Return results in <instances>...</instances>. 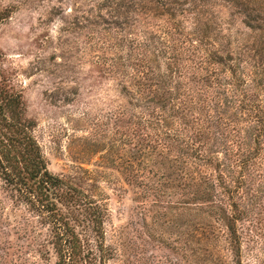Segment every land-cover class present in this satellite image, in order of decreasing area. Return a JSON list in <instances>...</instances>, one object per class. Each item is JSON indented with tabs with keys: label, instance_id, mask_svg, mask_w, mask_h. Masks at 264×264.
<instances>
[{
	"label": "rangeland",
	"instance_id": "374dc122",
	"mask_svg": "<svg viewBox=\"0 0 264 264\" xmlns=\"http://www.w3.org/2000/svg\"><path fill=\"white\" fill-rule=\"evenodd\" d=\"M0 13V91L20 97L47 172L81 199L59 209L83 222L71 223L86 264H236L210 205H194L188 172L181 187L147 139L140 146L152 132L135 97L138 84L186 83L228 119L230 142L249 135L259 126L245 122L250 108L264 122V0H0ZM187 40L197 51L166 70ZM256 133L251 171L228 159L230 142L207 148L213 167H196L202 192L224 175L236 189L217 187L215 200L238 207L240 264H264V128ZM52 224L0 180V264H56Z\"/></svg>",
	"mask_w": 264,
	"mask_h": 264
},
{
	"label": "trees",
	"instance_id": "16d2710c",
	"mask_svg": "<svg viewBox=\"0 0 264 264\" xmlns=\"http://www.w3.org/2000/svg\"><path fill=\"white\" fill-rule=\"evenodd\" d=\"M3 18V14L0 13V21ZM247 27L251 28L250 25ZM188 42L189 40H187ZM188 45L180 43L179 46L183 53L174 54L172 56L174 62L167 64L166 70L172 71L173 67L176 69L178 61L185 58L186 54L184 53L197 51L193 47L194 43L192 45L189 42ZM165 59L169 58L165 56ZM217 60H219L217 63L221 64L222 57L217 55ZM139 67L146 68V66ZM149 68L151 67L147 66V70ZM156 68L158 69V66ZM199 68L202 70L200 66ZM137 72L143 75L139 70ZM205 78L206 76L201 75L197 80L204 81ZM148 81L151 82L152 78H149ZM216 81L218 85H222L219 79ZM206 83L209 82L206 81ZM138 86L136 92L138 95L135 99L139 101L137 108L143 109L140 120L145 131L152 132V134L145 135L140 146L147 139L152 152L161 156L162 166L173 169V174L181 187H183L181 183L188 172L194 190V205L200 207L196 203L199 200L206 206L210 205L211 217H214L215 223L221 224L227 231L230 251L235 263L240 264V253L237 248L239 236L236 227L240 220L238 207L233 203L227 208L225 205L217 204L215 200L217 187L224 189L222 194L228 196L230 191L234 193L236 189L229 188L225 180L227 176L224 175L219 177L217 185H214L211 178L204 181L208 187L205 186L202 192L200 187H202L203 174L196 168L200 163L203 165L207 163L213 167L212 157L205 156L209 146L218 145L221 147V145L226 146V142H230L227 134L220 133L221 128L226 129L228 119L216 114L215 108L213 111V108L206 104L207 99L203 97L202 92L199 89L191 88L186 83L183 86L177 85L172 88L158 84H138ZM208 87L213 88L209 85ZM240 109L244 108L241 106ZM250 109L248 111L251 114V120L245 122L252 121L264 128L263 120L257 119L255 113H252L253 111ZM21 110L23 109L19 96L0 91V180L4 183L6 191L12 193L13 198L16 197L29 205L42 217L47 215L52 219V243L57 256L56 264H66V260L70 264H86L84 246L75 232V225L71 223L73 218L80 220L63 214L59 209V205L69 207V205L79 203L81 199L76 195L75 188L66 186L67 184L63 180L55 178L47 172L40 150L30 134L33 128L32 122L23 117ZM259 126L254 127L250 124V127L244 130V132L249 130V135L244 138L236 136V140L233 139L230 142L236 146L237 152H233L229 147L225 149L229 160L232 159V156L236 157L235 165L240 172L251 171L250 169L253 167L251 161L256 154L255 145L260 138V134L256 133ZM171 150H175L177 156L172 157ZM221 166L218 165L215 170L218 171ZM192 168L194 174L191 173ZM249 178L251 181L252 177ZM241 180L243 183L247 182ZM229 207L232 210H228ZM80 223L83 222L80 221ZM59 229L62 230V236H60Z\"/></svg>",
	"mask_w": 264,
	"mask_h": 264
}]
</instances>
